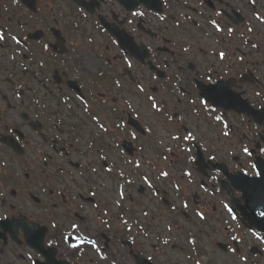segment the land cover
<instances>
[{"label": "flooded vegetation", "instance_id": "flooded-vegetation-1", "mask_svg": "<svg viewBox=\"0 0 264 264\" xmlns=\"http://www.w3.org/2000/svg\"><path fill=\"white\" fill-rule=\"evenodd\" d=\"M212 20L235 31L217 33ZM0 26L7 37L0 48V264H264V242L251 235L264 236V0H0ZM148 96L166 111L154 113ZM242 98L255 108L249 117L239 111ZM126 101L152 128L135 141L124 134L140 170L169 172L149 186L134 179L136 156L129 157L121 169H130L138 210L132 196L118 195L117 163L102 167L100 156L83 155L85 167L68 171L77 155L71 140L110 139L104 155L115 153L111 123ZM128 111L135 119L137 111ZM91 114L109 126L107 135ZM181 123L196 136L183 142L191 153L171 139L184 134Z\"/></svg>", "mask_w": 264, "mask_h": 264}, {"label": "snow or ice", "instance_id": "snow-or-ice-1", "mask_svg": "<svg viewBox=\"0 0 264 264\" xmlns=\"http://www.w3.org/2000/svg\"><path fill=\"white\" fill-rule=\"evenodd\" d=\"M15 2L19 3V0H15ZM252 2L254 3L255 0H252ZM133 15L134 16H143V13L142 12H133ZM217 15H220V13H217ZM159 18H160V20H164L165 19L163 16H160ZM211 23H212V26H213V28L215 29V31L217 33H224L225 30H226L228 34H231V33H233L235 31V29L232 28L231 26L221 27V24L218 21H216V20H212ZM250 30L251 29H249V31ZM6 38L7 37L5 35V30L3 29L2 26H0V48H2L4 46V42H5ZM10 39L16 45H20L21 42H22L21 39L17 35H12L10 37ZM41 47H42V49L44 51H47L49 45L47 43H43L41 45ZM188 51H189L188 48H183V52H188ZM218 58L221 61L225 60L226 53L224 51H220L218 53ZM12 59H15V57L13 56ZM240 59L243 60V57L241 56ZM40 67H42V68L44 67V62L43 61L40 62ZM128 67H131V63L130 62L128 63ZM208 80H209L210 83H214L212 81V79H211V76L208 77ZM114 84L118 88L121 87L120 82L118 80L117 81H114ZM137 89L140 92H143L144 91L143 84H139L138 83L137 84ZM257 95H259V93H257ZM78 99H80L81 101L84 102V108L82 110L85 113H88L89 112L90 105L88 104L87 99L85 97H83V96L78 97ZM147 99L151 102L150 103V109L154 113H163V112L166 111V109L164 107H162V105L164 104V101L163 100H161L158 103V102H156V97H154V96H148ZM125 103H126V108L123 110V114L117 115L116 119L112 121L111 127L113 129H115L116 133H124L128 137H130L131 140L135 141L138 138V136H137V130H135L136 128H139L140 131H144V132H151L152 131V128L151 127H148L146 129L140 128V126L136 124V121H138V120H140L142 118L141 113L137 109H133V106H132L131 103H128L127 101ZM191 103L192 104H195L196 101L193 100V101H191ZM199 103H200V105H202L208 111L209 114H211L215 110L213 107L210 106L209 101L207 99H205V98H200ZM129 109H131L133 111H137V115H136L135 119H132L131 118L130 113L128 111ZM111 111L112 112H115L116 109L113 108V109H111ZM125 115L129 116V119L125 120V118H124ZM90 118L93 121V123L96 125V127L98 128L99 132L104 133L106 135L109 133V126H106L105 123L101 122V117L98 114H91L90 115ZM172 118L173 117H169L170 120ZM213 119L215 121H217V122H222L225 128L228 127V124L226 122H223V117L222 116L216 115L215 117H213ZM133 126H135V128ZM197 128H198V125H197ZM181 131H183V133H184L183 135L174 134V135L171 136V139L174 140V141H180L181 142V144L179 145V147H180V150L182 152H184V153H191V148L190 147H185L184 144H183V142L184 141H188V142L195 141L196 140V136L194 135L193 132H191V131H189L187 129V126L186 125H183L182 123H181V126L177 129V133H180ZM223 135L224 136H228V132H224ZM16 139H20V137H16ZM111 145H112V141L109 139L107 141L106 146L110 148ZM116 147H119V145H116ZM100 151H101L100 149H97V154L98 155H99ZM167 151L168 152H171L172 150H171V148H168ZM242 151H243V153L246 156L251 157L253 155V153L249 150V148L247 146H244L242 148ZM261 152L264 153V149H261ZM100 158L102 160H105V161L107 160V156H101ZM187 158H188V160L190 162H194L195 161V157L192 156V155H189ZM209 158L210 159H213V160L215 159L214 156H210ZM125 162L126 163H131V161H125ZM134 167L136 169H141L142 165H141L140 161H136L134 163ZM252 168L254 170H256L257 169V164L253 163L252 164ZM95 171H96V169H93V172H95ZM106 171L111 172L112 169L111 168H106ZM256 174L257 175H260V172L257 171ZM119 175L121 177H123L124 176V173L123 172H120ZM141 176H142L143 182L145 184H148L149 186H151V182L149 181L148 176L147 175H144L143 173H141ZM182 176L189 178V183H191V177H192V172L191 171H184L182 173ZM160 177L168 178L169 177V172L168 171H160L159 172V175H158V178H160ZM127 183L129 185H131L133 183V181H127ZM201 187H203V185H201ZM175 190L177 192L180 191V184L179 183H177L175 185ZM89 191H90V189H89ZM92 195L95 196V193H92ZM118 195H119V197H120L121 200L124 198L125 190H124L123 187L120 188ZM129 198L131 199V197H129ZM117 203H119V201H117ZM183 207H185V208L188 207V204H187L186 201L184 202ZM224 207L226 209H228V211L230 213L232 212V209L229 208V206L227 204H225ZM258 214H259L260 217L264 218V211H260ZM142 215L145 216V217H147L148 216V212L147 211H143ZM196 215L199 217L200 220H205L206 219L205 214L203 212H199L198 211V212H196ZM231 218L233 220H236L237 219V217L234 214L232 215ZM104 223H107V221H104ZM123 223L125 225H127L128 222L125 220V221H123ZM52 227L53 228L56 227V224L54 222L52 223ZM78 227H79L78 225H75V224L72 225V228L73 229L78 228ZM128 230L130 232L131 231V228H129ZM170 230L171 229L169 228V231ZM251 235L254 236L256 239L261 240L262 242H264V236H261L258 232L251 231ZM63 239H64L65 243H69V241L72 240L73 238L72 237H69V236H64ZM75 239H79V237H75ZM232 240L237 241L238 244L240 243V241L237 240V237L236 236H232ZM165 243H167V241H165ZM190 243H194V241H190ZM70 246L71 247H76V245H74V244H70ZM230 251L233 252V253H237V254L239 253V249L238 248H232V249H230ZM240 258H241V260H245V261L247 260V257L246 256H241Z\"/></svg>", "mask_w": 264, "mask_h": 264}, {"label": "rangeland", "instance_id": "rangeland-1", "mask_svg": "<svg viewBox=\"0 0 264 264\" xmlns=\"http://www.w3.org/2000/svg\"><path fill=\"white\" fill-rule=\"evenodd\" d=\"M131 191H132V193H131V195L130 196H132L133 198H134V202H133V205H135L136 206V208H137V210H138V208H139V202L137 201V199H138V197H139V194L136 192V191H134L133 189H131ZM151 208H152V206L149 208V210H151Z\"/></svg>", "mask_w": 264, "mask_h": 264}]
</instances>
